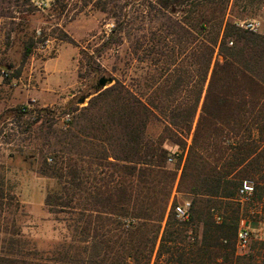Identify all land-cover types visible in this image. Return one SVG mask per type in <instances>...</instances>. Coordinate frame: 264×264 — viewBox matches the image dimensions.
<instances>
[{
  "label": "trees",
  "instance_id": "trees-1",
  "mask_svg": "<svg viewBox=\"0 0 264 264\" xmlns=\"http://www.w3.org/2000/svg\"><path fill=\"white\" fill-rule=\"evenodd\" d=\"M128 1L84 0L114 20L96 57L126 42L128 59L118 58L120 77L111 75L113 84L85 107L67 104L65 128L56 133L46 124L56 147L38 171L57 188L44 206L68 239L53 252L29 248L17 224L21 205L0 176V264H151L154 253L156 264H264V242L236 255L238 207L264 204V23L252 32L227 13L230 6L254 16L264 0H149L159 27L138 36ZM34 10L31 0H0L7 37L14 26L24 32ZM43 38L25 36L23 61ZM60 39L74 44L66 34ZM136 61H147L150 72L128 80ZM37 113L40 125L54 116L46 108ZM152 120L163 126L156 139L147 135ZM174 158L183 161L179 177L167 166ZM247 181L252 191L242 201ZM174 191L190 197L186 220L174 214Z\"/></svg>",
  "mask_w": 264,
  "mask_h": 264
},
{
  "label": "rangeland",
  "instance_id": "rangeland-1",
  "mask_svg": "<svg viewBox=\"0 0 264 264\" xmlns=\"http://www.w3.org/2000/svg\"><path fill=\"white\" fill-rule=\"evenodd\" d=\"M54 1L31 0L36 10L28 16L24 32L14 26L9 37L8 22L0 19V176L6 188L10 189L21 205L17 224L23 240L29 248L46 252L55 251L68 239L64 225L55 220L44 206L46 194L57 188L55 181L38 171L42 166L43 157H53L51 150L56 147V138L51 129L57 133L65 128L71 119L70 115L62 114L67 104L72 102L79 108L85 107L89 99L96 94L99 78H109L111 75L119 78L124 65L118 58L128 59L125 56L128 52L126 42L119 47L103 51L100 58L94 54L114 26V20L107 14L92 4H85L84 0H67L60 4H54ZM128 2L126 10L134 17L132 31L135 35L157 32L159 23L154 21L157 11L147 8L149 0ZM62 4H65L63 10ZM153 5L155 7L154 2ZM227 13L231 19L232 16L236 18L235 15L238 14L236 20L244 29L249 22H256L261 24L256 30L260 31L264 23V7L254 16L253 13H243L230 6ZM206 14L213 13L206 10ZM35 33H43L45 38L40 41L35 39L36 44L31 55L23 61L22 41L26 35ZM63 34L69 36L74 44L62 41L60 38ZM91 55L94 56L95 62L88 65L86 59ZM98 66L106 70L100 77H97L98 71L94 72ZM115 66L118 71L112 73L111 68ZM148 67L147 61L132 63L128 69V80L148 74ZM89 69L91 71H88ZM112 84L113 82L107 87ZM81 100L83 102L79 103ZM22 108H27V114L19 116L17 109ZM41 108L54 112V116L49 117L44 125H40L41 122L38 121L37 112ZM49 123L52 124L51 129H47L46 124ZM162 130L161 123L152 120L147 127V135L156 139ZM164 146L171 153L178 152V147L170 141H166ZM169 161L168 168L176 171L179 177L183 161L179 163L175 158L172 162ZM106 170L104 167L103 172ZM247 184L251 186L253 183L247 181ZM172 200L177 205L190 202V197L174 191ZM235 202L236 200L231 201L236 206ZM217 207L216 205L215 213L222 214L223 209ZM238 208L239 228L243 221L250 232L247 249L240 250L236 247V255L244 256L252 253L254 243L264 242V204L252 201ZM3 217L0 222L5 220ZM216 217L218 216H215V222H221L216 221ZM157 260L154 253L151 264H156Z\"/></svg>",
  "mask_w": 264,
  "mask_h": 264
},
{
  "label": "built area",
  "instance_id": "built-area-1",
  "mask_svg": "<svg viewBox=\"0 0 264 264\" xmlns=\"http://www.w3.org/2000/svg\"><path fill=\"white\" fill-rule=\"evenodd\" d=\"M260 26L259 23L252 22L246 24L244 27L248 30H257V28ZM48 41L45 42L47 44ZM252 187L247 184V182H244L242 185V189L240 190V196L242 201H247L249 199V196L251 195ZM190 208V202H184L181 204H177L173 207L174 214L178 219L185 220L188 217V210ZM220 218L216 217V221H219ZM249 240H250V232L248 228L245 226L244 222L241 221L240 228L238 229V235H237V242L236 247L240 250H245L249 246Z\"/></svg>",
  "mask_w": 264,
  "mask_h": 264
},
{
  "label": "water",
  "instance_id": "water-1",
  "mask_svg": "<svg viewBox=\"0 0 264 264\" xmlns=\"http://www.w3.org/2000/svg\"><path fill=\"white\" fill-rule=\"evenodd\" d=\"M111 83H112V80L110 78H105V77L99 78V80L97 81V91L105 89L107 85ZM82 102L83 100L79 101V103H82Z\"/></svg>",
  "mask_w": 264,
  "mask_h": 264
},
{
  "label": "crops",
  "instance_id": "crops-1",
  "mask_svg": "<svg viewBox=\"0 0 264 264\" xmlns=\"http://www.w3.org/2000/svg\"><path fill=\"white\" fill-rule=\"evenodd\" d=\"M260 24V23H259ZM261 25V24H260ZM260 27V26H259Z\"/></svg>",
  "mask_w": 264,
  "mask_h": 264
}]
</instances>
